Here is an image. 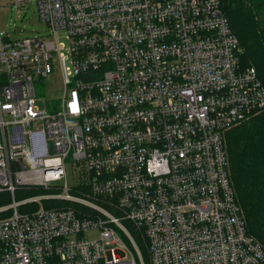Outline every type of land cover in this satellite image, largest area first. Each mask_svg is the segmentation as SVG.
<instances>
[{
	"label": "built area",
	"instance_id": "2783aa9c",
	"mask_svg": "<svg viewBox=\"0 0 264 264\" xmlns=\"http://www.w3.org/2000/svg\"><path fill=\"white\" fill-rule=\"evenodd\" d=\"M35 1L48 37L0 33V264H264L224 137L264 84L221 0Z\"/></svg>",
	"mask_w": 264,
	"mask_h": 264
},
{
	"label": "trees",
	"instance_id": "16d2710c",
	"mask_svg": "<svg viewBox=\"0 0 264 264\" xmlns=\"http://www.w3.org/2000/svg\"><path fill=\"white\" fill-rule=\"evenodd\" d=\"M221 5L239 39L241 65L254 67L264 84V0H221ZM224 137L230 176L248 233L264 247V109L227 129ZM42 192L29 190L26 195Z\"/></svg>",
	"mask_w": 264,
	"mask_h": 264
},
{
	"label": "rangeland",
	"instance_id": "374dc122",
	"mask_svg": "<svg viewBox=\"0 0 264 264\" xmlns=\"http://www.w3.org/2000/svg\"><path fill=\"white\" fill-rule=\"evenodd\" d=\"M0 33L10 39H21L24 37L46 38L49 36L48 26L39 20L37 16V5L35 0H23L19 4L13 0H0ZM37 105L40 108L50 110V104L54 103L59 107L63 94V83L61 80V70L57 61H52V71L42 81H37L35 85ZM67 173V182L73 184L75 180L70 176V165H64ZM26 190L15 196L20 199L26 195ZM35 191V190H31ZM33 194V193H32ZM30 195V194H29ZM0 205L9 203L11 198L9 195L0 194ZM28 206L20 207L24 211ZM88 237L97 236L96 230L84 232Z\"/></svg>",
	"mask_w": 264,
	"mask_h": 264
}]
</instances>
